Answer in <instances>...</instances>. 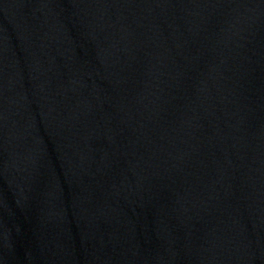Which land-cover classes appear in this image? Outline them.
Segmentation results:
<instances>
[{"label": "water", "instance_id": "water-1", "mask_svg": "<svg viewBox=\"0 0 264 264\" xmlns=\"http://www.w3.org/2000/svg\"><path fill=\"white\" fill-rule=\"evenodd\" d=\"M0 264H264V0H0Z\"/></svg>", "mask_w": 264, "mask_h": 264}]
</instances>
